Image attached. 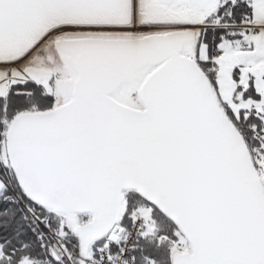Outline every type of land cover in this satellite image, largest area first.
<instances>
[{
    "label": "snow or ice",
    "instance_id": "1",
    "mask_svg": "<svg viewBox=\"0 0 264 264\" xmlns=\"http://www.w3.org/2000/svg\"><path fill=\"white\" fill-rule=\"evenodd\" d=\"M0 264H264V0H0Z\"/></svg>",
    "mask_w": 264,
    "mask_h": 264
}]
</instances>
